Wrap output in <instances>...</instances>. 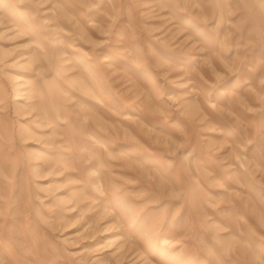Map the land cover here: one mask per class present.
I'll list each match as a JSON object with an SVG mask.
<instances>
[{
	"label": "rangeland",
	"instance_id": "rangeland-1",
	"mask_svg": "<svg viewBox=\"0 0 264 264\" xmlns=\"http://www.w3.org/2000/svg\"><path fill=\"white\" fill-rule=\"evenodd\" d=\"M0 264H264V0H0Z\"/></svg>",
	"mask_w": 264,
	"mask_h": 264
}]
</instances>
